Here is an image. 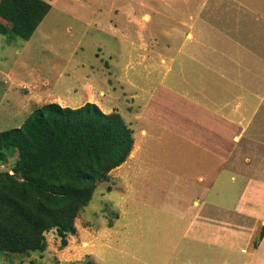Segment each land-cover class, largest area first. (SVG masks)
Wrapping results in <instances>:
<instances>
[{"label": "rangeland", "instance_id": "374dc122", "mask_svg": "<svg viewBox=\"0 0 264 264\" xmlns=\"http://www.w3.org/2000/svg\"><path fill=\"white\" fill-rule=\"evenodd\" d=\"M46 1L51 8L30 38L0 34V131L20 126L33 109L45 103L74 107L94 102L105 113L112 109L117 111L135 130L132 136L140 140L138 129L146 120H140L139 111L145 100L133 98L135 87H141L143 90L138 94L146 96L147 90L154 86L149 85L150 82L159 79L161 68H151V59L136 63L135 58L137 54L151 56L144 48L149 49L150 43L161 45L164 40L160 34L162 26L174 24V28H186L191 20L179 17L187 11L180 12L182 5L177 0H165L170 5L163 0ZM177 7L179 15L167 13ZM152 30L157 33L156 41L148 39ZM251 120L244 136L264 141V104L259 105ZM145 125H153L156 130L151 122ZM143 138L153 144L138 150L145 160L141 161L139 172L142 186L153 180L151 176L157 171L165 175L167 168L176 174L184 170L176 166L179 161L175 164L168 148L158 145V139ZM7 155L6 161H0V171L11 169L17 151ZM123 167L124 163L113 168L109 180L98 183L90 202L75 218L76 232L67 234L65 246L52 229L45 233L43 250L29 255L0 252V264H85L87 261L94 264H167L172 263V259L186 260L185 250L172 258L176 251L171 248L187 246V241L180 244L183 240L181 228L171 222L172 216L162 212L158 204L172 201L191 205L193 197L165 196L164 190L167 194L170 187L156 191L147 184L151 190L145 189L146 193L134 198L126 194L129 184H123L122 190L118 187L120 171L121 174L126 172L129 182L127 172L130 168ZM145 167L148 170H144ZM160 177L153 181L161 182L165 176ZM168 183L171 185L173 181ZM151 191L160 195L151 196ZM135 206L141 207L142 213L136 212ZM258 235L254 237V244ZM192 246L194 264H206L207 245ZM225 255L226 252L221 253V249L216 248L217 264Z\"/></svg>", "mask_w": 264, "mask_h": 264}, {"label": "crops", "instance_id": "0c3cea01", "mask_svg": "<svg viewBox=\"0 0 264 264\" xmlns=\"http://www.w3.org/2000/svg\"><path fill=\"white\" fill-rule=\"evenodd\" d=\"M177 2L182 5L180 12L187 11L179 18L191 22L186 28L162 26L161 45L150 43L149 49L144 48L151 56L135 58L136 63L151 59L150 67H160L161 75L150 82L154 86L146 96L135 87L133 98L145 100L139 112L140 120L146 121L138 129L141 139L133 137L128 160L123 162L124 169L130 168L129 182L126 172L120 171L118 187L129 184L126 194L134 198L151 190L147 184L156 191L170 187L165 196L193 197L191 205L158 204L181 228L180 244L187 241V246L171 248L176 251L172 258L185 250L186 260L167 264H194L192 245L201 243L208 249L206 264H217L216 248L226 252L220 264H264V233L253 242L264 227V141L244 136L264 104V0ZM177 10L167 13L178 14ZM156 34L152 30L148 39L156 41ZM146 136L158 139L184 170L176 174L167 168L165 175L157 171L151 178L165 176L163 181L149 180L142 186L139 172L145 160L138 150L153 144L144 140ZM156 191L151 196L160 195ZM134 210L142 213L141 207Z\"/></svg>", "mask_w": 264, "mask_h": 264}, {"label": "trees", "instance_id": "16d2710c", "mask_svg": "<svg viewBox=\"0 0 264 264\" xmlns=\"http://www.w3.org/2000/svg\"><path fill=\"white\" fill-rule=\"evenodd\" d=\"M50 8L46 0H0V34L30 38ZM132 132L117 111L105 113L94 102L45 103L20 126L1 130L0 161L15 151L17 157L0 171V252L43 250L52 229L65 246L98 183L127 159Z\"/></svg>", "mask_w": 264, "mask_h": 264}]
</instances>
